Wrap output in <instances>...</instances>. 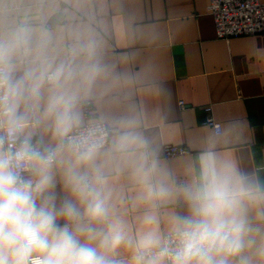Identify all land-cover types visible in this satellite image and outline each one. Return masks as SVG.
Here are the masks:
<instances>
[{
    "label": "clouds",
    "instance_id": "9594fccd",
    "mask_svg": "<svg viewBox=\"0 0 264 264\" xmlns=\"http://www.w3.org/2000/svg\"><path fill=\"white\" fill-rule=\"evenodd\" d=\"M47 8L0 0V264H264V180L212 147L177 180L134 118L93 115L99 42Z\"/></svg>",
    "mask_w": 264,
    "mask_h": 264
},
{
    "label": "crops",
    "instance_id": "0c3cea01",
    "mask_svg": "<svg viewBox=\"0 0 264 264\" xmlns=\"http://www.w3.org/2000/svg\"><path fill=\"white\" fill-rule=\"evenodd\" d=\"M207 6L208 0H48L46 11L58 32L83 28L99 42L106 72L93 115L134 118L177 180L188 178L209 147L264 180V31L217 37ZM204 105L221 123L219 133L202 124ZM168 143L189 153L165 159ZM117 186L133 191L123 179Z\"/></svg>",
    "mask_w": 264,
    "mask_h": 264
},
{
    "label": "built area",
    "instance_id": "2783aa9c",
    "mask_svg": "<svg viewBox=\"0 0 264 264\" xmlns=\"http://www.w3.org/2000/svg\"><path fill=\"white\" fill-rule=\"evenodd\" d=\"M207 9L212 16L217 37L227 38L264 31V2L259 0H208ZM179 105L185 106L181 100ZM203 111L205 117L202 124L219 133L221 123L213 118L211 107L204 105ZM187 153V147L168 143L163 146L162 157L169 159Z\"/></svg>",
    "mask_w": 264,
    "mask_h": 264
},
{
    "label": "water",
    "instance_id": "95a60500",
    "mask_svg": "<svg viewBox=\"0 0 264 264\" xmlns=\"http://www.w3.org/2000/svg\"><path fill=\"white\" fill-rule=\"evenodd\" d=\"M59 13H57V15H58ZM55 16L56 15H53L52 17H51V21H53L54 19H55Z\"/></svg>",
    "mask_w": 264,
    "mask_h": 264
}]
</instances>
